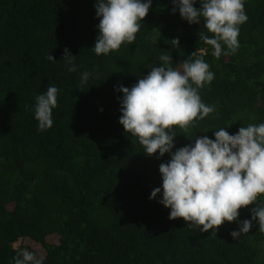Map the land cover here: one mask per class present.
Segmentation results:
<instances>
[{
	"label": "trees",
	"instance_id": "trees-1",
	"mask_svg": "<svg viewBox=\"0 0 264 264\" xmlns=\"http://www.w3.org/2000/svg\"><path fill=\"white\" fill-rule=\"evenodd\" d=\"M96 2L0 0V264H14L24 249L44 264H264V232L255 221L249 233L230 235L264 206V195L216 231L170 220L160 197L149 199L170 156L147 155L125 132L123 94L114 90L131 88L161 55L180 69L196 51L214 73L199 94L216 111L186 131L174 126L173 151L196 137L214 139L222 127L235 134L264 123V0H245L239 48L219 59L199 39L212 35L203 20L190 25L173 14L172 0H152L132 45L97 55ZM84 71L91 75L81 86ZM50 86L58 88L53 125L38 131L36 97Z\"/></svg>",
	"mask_w": 264,
	"mask_h": 264
},
{
	"label": "clouds",
	"instance_id": "clouds-1",
	"mask_svg": "<svg viewBox=\"0 0 264 264\" xmlns=\"http://www.w3.org/2000/svg\"><path fill=\"white\" fill-rule=\"evenodd\" d=\"M172 0L173 14L178 10L190 25L200 24L209 36L198 33L204 44L211 46L212 55L235 53L239 48L240 25L248 17L245 0ZM152 0H97L94 4L99 35L93 50L97 55H108L119 50L122 44L132 45L140 31L141 21L147 16ZM179 46V39L171 41ZM63 59L68 71H77L74 57L68 49ZM49 60H55L52 55ZM159 66L131 88L120 84L114 90L122 93L119 123L125 132L136 137L147 155L158 153V159L169 154L170 159L161 163V186L152 190L149 199L170 209L169 219L183 218L188 225L199 226L201 232L215 231L225 221H238L239 209L264 195V123L240 127L229 134L226 127L213 132L214 139L200 136L183 147L176 148L174 126L187 130L195 121L204 120L216 111L206 105L199 90L214 80L210 65L196 51L184 60L180 69H174L172 57L161 55ZM90 73L81 74V86ZM58 88L50 86L36 97L34 118L38 131L52 127L53 109L57 107ZM102 111V109H101ZM264 232V206L251 209V219L239 222L238 230L230 233L238 239L249 233L253 222ZM14 264H44L36 253L21 250L13 258Z\"/></svg>",
	"mask_w": 264,
	"mask_h": 264
}]
</instances>
